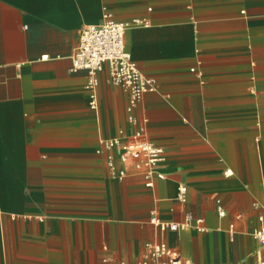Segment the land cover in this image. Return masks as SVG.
Segmentation results:
<instances>
[{
    "label": "crops",
    "instance_id": "obj_1",
    "mask_svg": "<svg viewBox=\"0 0 264 264\" xmlns=\"http://www.w3.org/2000/svg\"><path fill=\"white\" fill-rule=\"evenodd\" d=\"M107 17L131 23L125 48L156 79L133 110L162 149L151 187L120 158L126 91L105 65L92 109L72 69L82 27ZM262 202L264 0H0V264H138L158 240L194 264H254ZM151 213L191 218L162 233Z\"/></svg>",
    "mask_w": 264,
    "mask_h": 264
},
{
    "label": "built area",
    "instance_id": "obj_2",
    "mask_svg": "<svg viewBox=\"0 0 264 264\" xmlns=\"http://www.w3.org/2000/svg\"><path fill=\"white\" fill-rule=\"evenodd\" d=\"M135 22L140 23V21ZM129 26H131L130 22L115 21L108 17L103 22L84 25L80 31L79 44L72 56V69L86 71L92 109H97L98 73L105 65L108 71V81L121 86L126 91L128 95L127 119L136 128L132 138L120 146V158L125 161L137 158L134 167L142 171L146 185L151 187L152 176L156 173L155 169L163 158L162 149L144 139V130L138 125L133 110L141 102L145 93L156 91L157 83L155 78L142 74L125 48L124 36ZM103 144L109 146L119 144V139L106 140ZM185 193L186 187L180 185L177 199L185 201ZM256 207L259 209L257 216L259 225L252 234L255 239L264 244V202ZM219 213L222 214V212ZM190 218L191 216L187 214L182 223L170 222L161 220L155 213H151L149 222L164 233L183 229L189 224ZM145 247L146 251L138 259V264H194L190 258L183 256L164 240L148 242ZM104 261L107 264H126L124 261L110 259H104ZM254 264H264V259Z\"/></svg>",
    "mask_w": 264,
    "mask_h": 264
}]
</instances>
